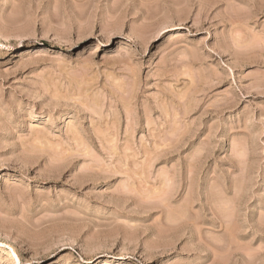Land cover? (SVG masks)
<instances>
[{
    "label": "rangeland",
    "instance_id": "374dc122",
    "mask_svg": "<svg viewBox=\"0 0 264 264\" xmlns=\"http://www.w3.org/2000/svg\"><path fill=\"white\" fill-rule=\"evenodd\" d=\"M0 264H264V0H0Z\"/></svg>",
    "mask_w": 264,
    "mask_h": 264
},
{
    "label": "bare ground",
    "instance_id": "6f19581e",
    "mask_svg": "<svg viewBox=\"0 0 264 264\" xmlns=\"http://www.w3.org/2000/svg\"><path fill=\"white\" fill-rule=\"evenodd\" d=\"M4 1H5V3H6L7 0H4Z\"/></svg>",
    "mask_w": 264,
    "mask_h": 264
}]
</instances>
